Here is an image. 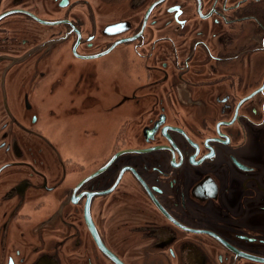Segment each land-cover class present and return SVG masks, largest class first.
Instances as JSON below:
<instances>
[{
	"label": "flooded vegetation",
	"instance_id": "obj_1",
	"mask_svg": "<svg viewBox=\"0 0 264 264\" xmlns=\"http://www.w3.org/2000/svg\"><path fill=\"white\" fill-rule=\"evenodd\" d=\"M0 264H264V0H0Z\"/></svg>",
	"mask_w": 264,
	"mask_h": 264
},
{
	"label": "rangeland",
	"instance_id": "obj_2",
	"mask_svg": "<svg viewBox=\"0 0 264 264\" xmlns=\"http://www.w3.org/2000/svg\"><path fill=\"white\" fill-rule=\"evenodd\" d=\"M74 145H75V147H74V151H75V150H77V144H74ZM71 148H72V145H70L69 149H71Z\"/></svg>",
	"mask_w": 264,
	"mask_h": 264
}]
</instances>
